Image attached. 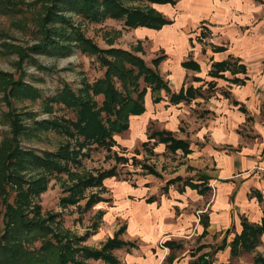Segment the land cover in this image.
Returning <instances> with one entry per match:
<instances>
[{
    "label": "rangeland",
    "instance_id": "obj_1",
    "mask_svg": "<svg viewBox=\"0 0 264 264\" xmlns=\"http://www.w3.org/2000/svg\"><path fill=\"white\" fill-rule=\"evenodd\" d=\"M10 1V6L16 12L0 15V72L4 75L0 77V147L10 143L13 137V128L8 119L12 112L14 121L22 129H26L27 133L33 131L29 136L21 137L19 142L24 149L61 154L68 160H62V164L69 166L72 175H78L81 179L86 175L98 176L114 166L119 171L117 177L106 179L103 187L89 188L85 199L67 208L61 207L60 199L67 195L64 189L74 182L67 172L52 175L48 190L41 195L40 201L34 200L41 205L42 213L60 214L63 227L78 237L98 231L81 244L93 249H101L107 240L125 226L127 230L123 238L138 240L139 251L128 254L126 249H117L113 254L128 264H190L221 246L224 240L228 247L211 258L212 264H255L257 255L264 257V237L254 252L243 253L235 259L231 257L229 247L235 236L242 232L241 222L244 218L253 224H260L263 218L264 0H221L226 8L239 10L240 15L239 18L218 23L212 18L197 22L204 11L202 7L194 10L190 18L183 19L186 50L182 56L181 51L175 53L172 49L157 47L151 42L132 37V29L147 27H127L123 20L113 18L93 23L84 21L75 13L68 14L85 38L103 50L115 48L133 53L154 70L153 61L164 56L156 69L165 81L170 82L172 89L177 88L175 81L181 77V73L175 76L181 63L195 60L201 65L200 70L195 71L196 74L192 72L185 78L187 86L192 84L194 88H202L201 96L182 106L180 103L172 104L170 95L162 91V100L159 105H155L154 111L155 114L169 111L172 106L177 110L190 111L195 129H186L187 123L182 122L184 128L179 129V132L174 134L169 131L176 139L189 143V155H184L181 150L175 153L168 151L166 144L159 143L157 139L150 141L149 148L153 153L143 150L142 143L149 140V135L160 131L154 122L147 132L140 128V136L135 133L134 127L130 129L129 123L127 131L114 135L117 145L110 150L98 147L95 142L81 143L83 139L75 137L78 120L76 108L67 106L57 97L66 87L81 100L96 104L98 110L103 105L104 95H96L92 88L96 81L105 76L107 67L101 64L97 54L83 52L76 46L73 53L65 58L30 53V48L40 36L38 26L31 17L32 14H41V5L38 2L31 3L32 0ZM177 1L182 4L186 0ZM121 2L130 9L144 12H158L156 7L161 5L150 0ZM214 26L215 29L212 28ZM217 45H224L221 47L229 51L230 56L247 65L245 75L233 76L229 71L224 73L226 79L247 77L245 86L208 75L214 62L229 58L228 52H214V47H220ZM104 56L108 61H115L108 54L102 55V58ZM29 57L36 59L43 69L32 65ZM125 66L130 68L128 64ZM21 75L24 83L40 91L39 98L21 94L18 87L9 93L10 83L17 81ZM194 75L200 80L193 81ZM140 83L142 88L146 87L143 79ZM209 84H213L214 89H210ZM115 87L123 91L119 81ZM146 95H152L150 88ZM242 107L246 109L245 113ZM36 121L52 124L47 128L43 124L44 129H66L72 136L41 129ZM139 122L140 118H132V125L138 126ZM36 129L41 130L34 132ZM142 135H145L144 138ZM179 135L184 138H178ZM67 142L72 147L60 149ZM136 150L140 151L139 155H136ZM116 155L145 161L158 170L160 177L146 174L140 166L132 165L131 160L128 164L117 165ZM71 157L78 159V162L69 160ZM24 175L28 180L34 179L37 172L29 171ZM177 177L191 179L209 190L202 195L200 190L187 187L181 193V184H175L169 187L167 194H162L167 182ZM7 189L11 194L10 202L13 203L15 189ZM95 193L106 201L85 211L89 196ZM260 195L263 202L259 199ZM150 197H157L158 201L148 205L145 200ZM4 211L0 200V236L5 232ZM136 213L137 218L134 216ZM139 218L141 223H145L147 231L164 228L167 233L158 240L136 238L133 228ZM95 223L98 225L96 229L93 226ZM169 240L175 241L173 250L165 246ZM40 245V242H35L29 248L38 249ZM89 263L105 264L92 260Z\"/></svg>",
    "mask_w": 264,
    "mask_h": 264
},
{
    "label": "trees",
    "instance_id": "obj_2",
    "mask_svg": "<svg viewBox=\"0 0 264 264\" xmlns=\"http://www.w3.org/2000/svg\"><path fill=\"white\" fill-rule=\"evenodd\" d=\"M0 0V15L15 13L10 6V0ZM158 4H176L175 0H150ZM38 2L41 5V14L33 15L32 22L35 21L38 26L39 37L38 42L30 48V53L45 55L51 57L65 58L70 56L74 46L80 48L83 52L97 54L101 64L107 67L105 76L96 81L93 85V92L96 95H104L103 105L97 110L94 103L84 101L76 97L71 89H65L60 93L57 100L67 106H73L77 110L78 120L76 121V136L81 137L84 142H95L98 147L112 149L117 145L113 139L115 134H121L129 129L130 117L140 116L145 113V96L148 88H150L153 102L158 104L161 102V92L164 91L170 95L172 104L181 102L190 103L197 96L202 95V88H182L179 93L172 92L169 83L166 82L157 71V67L164 60V56H160L153 61L155 70L147 66L145 62L133 53L121 49L103 50L92 41L85 38L81 31L72 23L68 14L75 13L80 15L84 21L100 22L107 18L120 19L125 22L127 27H147L150 29H161L165 25L172 22L156 11L144 12L139 9H130L126 7L121 0H32L31 3ZM13 10V11H12ZM20 14V12L18 13ZM34 23V22H33ZM74 44V45H73ZM224 47H214V52H225ZM108 54L115 58L114 62L108 61L102 55ZM29 56V55H28ZM28 58V57H27ZM31 59L32 65L43 69L42 65L34 59ZM128 64L130 68H127ZM182 66L186 69L199 71L200 66L194 60L183 62ZM230 72L233 76L238 74H247L246 65L242 64L239 59L232 56L225 61L214 62L209 76L216 79H224V73ZM0 77H4L0 72ZM146 87H141L140 80ZM226 79V78H225ZM199 81L195 78L194 81ZM227 81L243 86L248 78L226 79ZM122 85V92L116 89L115 83ZM9 93L15 87L27 94L30 98L37 99L40 97V91L27 83H24L22 75L17 81L11 82ZM213 84H209L210 89H214ZM18 94V93H17ZM60 98V99H59ZM235 104H238L237 102ZM245 113L246 109L242 107ZM9 122L12 126L13 137L10 143H5L0 147V200L5 211L3 216L4 234L0 236V264H91L92 261H103L105 264H123L114 254L117 249H126L131 253L132 250L138 248L137 242L126 241L122 239V235L126 231V227L122 226L115 236L103 245L101 249H93L91 247L82 246L81 244L87 240L95 230L86 233L82 237L73 235L70 231L63 227L60 214L42 213V207L35 203V199L40 201V197L48 190L50 183L49 178L54 174L67 172L70 174L73 185L68 186L64 191L66 196L60 199V205L67 208L78 204L85 199L86 192L91 187H103L104 181L108 178L117 177L119 175L118 167L114 166L111 170L100 173L98 176L86 175L85 178L72 175L70 168L62 164V160L66 157L56 152L37 151L35 149H24L20 145L21 137H27L31 133H27L26 129L14 121L12 112L9 113ZM36 125L42 126L46 124V128L51 123H40L36 121ZM36 129L34 132L41 130ZM53 130L58 134L66 133L72 136L66 129H44ZM68 135V137H70ZM67 137V136H66ZM148 141L142 144L143 150L153 153L150 150V141L157 139L159 143L166 144V149L173 153L178 150L183 151L184 155L191 153L189 143L184 140L176 139L171 132L154 131ZM72 146L69 142L63 144L60 149L68 150ZM136 155L140 151H135ZM69 160L78 162V159L70 158ZM132 161V165L140 166V168L149 175L160 177L158 170L136 157L131 159L125 156L116 155L117 165L128 164ZM36 171L37 177L34 179H26V172ZM175 184L179 185V191L185 192L187 187L193 190H200V194H206L209 188L204 185L194 183L191 179L177 177L167 182L162 189V194H167L169 187ZM8 187L15 189V198L13 203L10 202V191ZM259 199L263 202L262 195ZM158 200L157 197H150L147 203H153ZM106 199L100 195L92 194L89 196L85 211L92 208L99 202ZM242 232L235 236L230 243V254L232 258H238L243 253H251L261 244V238L264 237V210L263 218L260 224H253L247 218L241 222ZM94 229L98 227L95 223ZM40 242L38 249H31L29 245ZM165 246L173 250L175 241H167ZM228 247L226 240L221 246L216 247L211 253L203 255L192 261L190 264H212L211 258L218 252ZM210 256V258H209ZM171 258L168 257L169 260ZM255 264H264V257L257 255L254 259Z\"/></svg>",
    "mask_w": 264,
    "mask_h": 264
},
{
    "label": "crops",
    "instance_id": "obj_3",
    "mask_svg": "<svg viewBox=\"0 0 264 264\" xmlns=\"http://www.w3.org/2000/svg\"><path fill=\"white\" fill-rule=\"evenodd\" d=\"M175 1H176V4L174 6L170 5V4H164V5L161 4V5H158L156 7L157 8L156 10L158 12L162 13L166 19H168L169 21L172 22L171 24L165 25L160 30H154V29H149V28H138L135 30L132 29V32H131L132 37L136 40L145 41L146 43L151 42L152 45L154 44L157 47L172 49L175 53H177V51H181L182 53L180 54V56H182V54L186 50V44H184V41H183L184 34L182 32L183 19L184 18H190V14L192 15L194 10L198 9L199 7H202L203 8L202 10L204 11V13H202V15L199 16L197 22H199L200 20H205V18H209V19L212 18L215 22L218 23V22H223L225 19L226 20L227 19L233 20V19L239 18L238 16L240 15L239 10L234 11L233 8H226V5L221 0H186L185 2H182V4L178 3L177 0H175ZM212 28L215 29L216 27L214 26ZM217 46L221 47L224 45H217ZM223 53H227V57L231 55V53H229V51H225ZM219 54H222V53H219ZM221 61H224V58H222L221 60H218L217 62H221ZM241 63L246 65L242 61H241ZM182 64L183 63H181V65L179 66V71H177L176 75H175L178 77V76H180V73H181L180 79L177 78L175 81L177 88L172 89V87L170 86V82L168 81L169 86H170L172 92H174V93L179 92L182 89V87H186V89H187L190 86H194L192 84L187 86L185 84V81L188 77V76H186L187 74L188 75L192 74V72L196 74V72L184 68L182 66ZM200 67H201V65H200ZM211 67H212V65H211ZM246 67H247V65H246ZM201 71H202V68H201ZM195 77H198V76L194 75V78ZM166 82H167V80H166ZM159 104L160 103L155 104L153 102L152 95L148 96V97L146 95V99H145L146 111L144 114H142L140 116H132L131 117L130 129L134 127V129H136L135 133H138V136H140V128H141V130H144L147 132L148 127L153 122H154L156 128L160 129V131H168V132L171 131L174 134L179 132L180 131L179 129H181L183 127L182 122L187 123L186 129H195V121H192L190 111H188L186 109L177 110V109H174L172 106L169 109V111H164V112H160L158 114H155V112H154L155 107H156L155 105H159ZM180 104H182V106H185L186 102H183ZM132 118H140V122L138 124L139 127L137 125H132ZM144 136H143V138H144ZM178 138L183 139L184 137L179 135ZM156 202H153V203H156ZM146 203H147V201H146ZM153 203H147V204L151 205ZM134 216L137 218V213L134 214ZM140 219L141 218L138 219L139 221L136 220V222H134L133 232H134V235L136 236V238H139L141 240H142V238H146L145 240H158V238H160V236H163V235H165V233H167V231H165L164 228H159L157 230L147 231L148 229L146 228L145 223H141ZM95 234H93V236ZM124 235H125V233L122 235V238L124 237ZM123 240L137 242V244H138V240H127L124 238H123ZM169 241H173V240H169ZM133 251L134 252L139 251V244H138V248L132 250V252ZM132 252L131 253L127 252V253L132 254ZM122 263L128 264V263H124V262H122Z\"/></svg>",
    "mask_w": 264,
    "mask_h": 264
}]
</instances>
